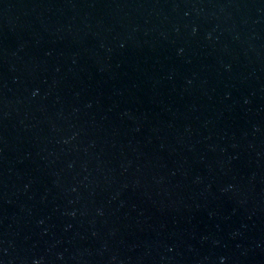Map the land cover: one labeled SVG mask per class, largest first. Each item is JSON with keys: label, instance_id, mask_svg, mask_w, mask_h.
Instances as JSON below:
<instances>
[{"label": "water", "instance_id": "obj_1", "mask_svg": "<svg viewBox=\"0 0 264 264\" xmlns=\"http://www.w3.org/2000/svg\"><path fill=\"white\" fill-rule=\"evenodd\" d=\"M0 264H264V0H0Z\"/></svg>", "mask_w": 264, "mask_h": 264}]
</instances>
